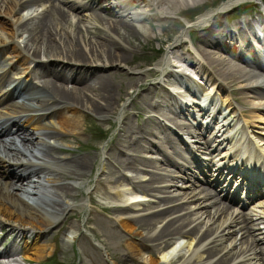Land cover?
<instances>
[{
    "label": "bare ground",
    "instance_id": "1",
    "mask_svg": "<svg viewBox=\"0 0 264 264\" xmlns=\"http://www.w3.org/2000/svg\"><path fill=\"white\" fill-rule=\"evenodd\" d=\"M103 1L109 0H74L66 7L46 6L43 0L0 2V14L8 16L10 21L9 27L4 20H0V57L8 53L19 64H27L29 60L34 62L32 67L27 65L21 72H26V77L35 75L38 84L48 92L42 93L45 92L43 89L37 90L25 83V79L16 81L6 77L13 66L5 70V66L0 67V118H3L0 121V144L14 151L16 156L9 157L12 163L0 156V229L3 222L15 223L19 227L9 231L19 239L21 244L15 250L24 258L40 261L51 255L56 246L47 235L48 231L57 226V233L61 229L62 215L76 207H83L86 202L83 198L77 204L60 200V195L73 200L78 196L76 187L64 180L81 179L83 171L94 166V155L70 157L62 151L66 136L82 130V109L88 107L97 114L112 115L117 112L122 97L130 94L127 85H117L116 80L124 76L123 65L133 63L130 55L135 40L150 37V31L142 25L150 15L138 12L128 16V13L126 17L129 20H125L121 12L128 11L133 5L142 8L143 4L148 11L158 7L162 11L179 12L190 1L198 3L202 0H113L109 8ZM240 1L227 0L196 18L193 24L199 26L194 52L183 45L188 25L182 28L172 44V53L179 58L181 66L195 67L203 78V86L196 85L189 77L177 75L168 67L167 58L162 57L156 63L161 74L156 80L158 90L148 91L153 95L167 93L170 96L168 113L171 115L161 114L162 120L148 116L142 125L133 126L128 121L127 109L134 106V96L122 108V114H125L111 143L112 156L98 165L99 175L110 167L112 172L119 173V177L107 180L111 183L107 190L103 188V178H98L93 187L100 197L109 200L110 204L103 207L118 213L117 222L127 232L125 235L128 238H124L123 244L129 256L110 258L114 263L264 264L263 248H256L252 243L241 244L237 248L236 242L228 243L239 231L249 235L261 233L262 236L254 240L256 244L264 241V132L256 133L255 126L239 120V114L246 117H250L252 112L264 115V49L261 45L264 40L257 41L260 46L251 41L246 43L244 34L250 32L253 35L255 30L251 20L243 19L228 25L219 16ZM28 4L38 5L33 16H19L20 9ZM160 14L163 13L155 12L153 16L159 17ZM108 16L119 18L109 22ZM74 17L76 19L72 22ZM22 29L27 33L25 45H34L30 53L31 48L24 52L14 41L17 31ZM40 55L46 60L39 59ZM196 56L199 58L196 59ZM154 73V70H147L129 76L128 84L131 88L138 87ZM164 82L173 84L169 93L163 86ZM177 85L178 89L174 87ZM228 88L230 90L226 92L224 89ZM220 91L227 94H220ZM147 93H139L140 98L147 100ZM233 100L243 104L244 109L235 107ZM144 103L150 111L158 106L164 107L159 103L155 106ZM178 113H182L189 124L178 121ZM165 120L174 125L180 134L184 133L181 130H185L191 136L200 134L205 137L209 131L203 144L209 154L216 152L217 162L197 158L196 152L189 147H186L189 157L184 156L183 148L174 141L173 132L164 123ZM190 123H194L199 131L196 128L188 130ZM149 135H155L166 146L161 147L152 140L153 144ZM147 151H153L160 157L147 156L144 154ZM192 163L200 169V173L204 172L201 180L227 190L225 195L236 204L243 200L239 199L240 189H246L244 198L248 202L244 203L248 205L247 215L237 218L230 211L232 207L211 195L208 187L198 184L186 192L184 199L190 201L183 208L184 201L176 192L175 179L178 177L166 167L185 172L187 168H192ZM70 166L73 171L66 170ZM162 166L168 172L155 170ZM215 166L216 175L211 173ZM224 172L229 176L237 175L235 181L240 182V188L231 192L228 188L231 181L227 179L226 184L222 183ZM195 173L179 177H194ZM158 182L162 184L155 185ZM83 183L87 181L82 180ZM26 186L31 187L26 193L38 198L39 202H30L19 195V192H25ZM41 186L50 187L52 191L49 192L54 197H37L39 189L43 188ZM87 195L89 197L91 191ZM214 197L220 215L207 213L202 217L207 201ZM90 202L94 200L90 199ZM153 203L156 205L151 206ZM191 204L193 210L190 209ZM182 209L189 210L182 212ZM234 211H238L237 208ZM86 220H96L91 210ZM197 227L199 230L204 227V230L199 236H194L192 233ZM88 228L95 234V226ZM150 229L155 230L139 237L143 231ZM169 235L175 236L168 248H165L169 244L168 239L156 243L159 238ZM70 241L67 240L66 244L69 245ZM13 247L12 242L8 243L0 251V256L10 255ZM84 249L89 252L90 264H100L101 258L94 248L85 246ZM145 251L147 256L141 255L142 259H138L137 255ZM219 253L220 256L211 262V257Z\"/></svg>",
    "mask_w": 264,
    "mask_h": 264
},
{
    "label": "rangeland",
    "instance_id": "2",
    "mask_svg": "<svg viewBox=\"0 0 264 264\" xmlns=\"http://www.w3.org/2000/svg\"><path fill=\"white\" fill-rule=\"evenodd\" d=\"M74 0H43L44 4L48 6L49 4L54 5H60L63 7H66L67 4L71 3ZM87 0H84L86 2ZM227 0H202L198 3H192L190 1L187 6L183 7L181 11L179 12H170V11H162L161 8L156 7L153 11H148L147 7L143 4L142 8L133 7L129 9L128 11L121 12L122 18L125 20H129V17H126V14L132 15L134 13L138 12H146L150 15L149 19L144 20L142 22V25L148 28L150 31V37L146 40L143 38L136 39L134 43V48H132V53L130 55V58H133V63L131 64H124L122 67V72L124 73V76L121 79H117L116 83L117 85H127L128 93H130L132 96H123L122 100L118 102V110L116 113L112 115H108L105 113L97 114L88 107H84L82 109V116L81 119V131L79 133L75 134H68L65 138V144L63 145L62 151L67 156H76V155H94V166H92V169H86L83 171V176L81 179H65L64 182H67L69 184H72L77 189V198L75 200L65 197L63 195H60V200L68 203L77 204L80 200V198L85 199L86 202H84L83 207H76L73 210H69L66 213L62 215V219L60 221L61 229L56 233L57 226L51 227L48 231L47 235L51 238V241L55 243V249L53 253L49 256H46L48 260L42 261V263L39 264H90L88 261L87 255H89V252L84 249L85 246H89L90 248H94L100 258L101 262L100 264H118L112 262L111 259H115L116 256H120L121 258H127L129 256L127 249L124 247V238H128L125 234L127 233L124 228L120 226V224L117 222V212L111 211L109 209L104 208L105 204H110L108 201L102 197H100L95 191H93L94 185H96V181L99 178H103L105 181L103 183V188L107 190V188L111 185L107 180L113 179L117 180L119 177V173H114L111 171L110 167H106L101 175H99L98 165L100 161L106 160L108 156H112L111 153V143L113 141V138L115 134L118 132V128L122 124V120L124 117V114H122V108L124 105L128 104L130 102V98L134 96L133 107H128L127 112L129 113L128 121L133 126L142 125L148 118V116H156V118L162 120L164 119L161 114H169L168 108L171 106L170 102L171 100H168L167 93L165 95H153L148 89L153 90L154 92L158 90V86L156 84V80H158L161 77L160 72L157 70L156 63L159 61L162 57L167 58L169 62V68L175 71L177 75H181L185 78L189 79L191 78V81L195 83L196 85L203 86L204 81L203 78H200V75L195 67L193 66H181V61L179 58L175 57L172 53L173 43L176 40V38L181 34V30L184 26L188 25L187 27L189 30L186 34L183 36V45L185 48L195 51V36H197L198 32V26L196 24H193L195 22L196 17H192V15L195 13L197 8L203 9L204 6L207 8L200 14H204L210 10L216 9L221 3L226 2ZM1 2V0H0ZM114 1H103L104 5H106L107 8L110 7V4L112 5ZM211 5V7H209ZM38 5L28 4L22 9H20V15H23L24 18H28L33 16L34 9H36ZM41 9V7H40ZM88 11H91L90 9ZM155 12L163 13L160 14L159 17L153 16ZM215 13V12H213ZM219 16L223 23L228 25H233L234 23L241 21L243 19L251 20L252 24L254 25V34L252 35L250 32H247L244 34L243 38L246 39V43L248 41H251L253 44L260 46V44L257 42L258 38L264 36V0H241L237 3V5L233 6L232 8L219 13ZM15 17H18L15 15ZM13 18V17H12ZM119 17H113L108 16V21L111 22L113 20H117ZM76 17L72 19V22ZM0 20H4L6 22L5 24L10 27V21L8 20V16L5 14H0ZM15 20V19H14ZM190 22V24H186L187 22ZM208 24V23H207ZM102 26L101 24H98ZM70 30V29H68ZM120 32H123V29H119ZM27 36V33L22 30H18L17 34L14 37V41L17 42L20 47L24 50V52L28 51V48H31L28 52L30 53L34 45H25L24 40ZM164 40V42H162ZM239 39H237L236 42H238ZM173 44V45H172ZM263 49H264V44ZM4 56L0 57V67L5 66L4 68H8L10 66H13L6 74V77L9 78H16L18 80H24L25 83L35 86L37 90L43 89L42 92L44 94H48L46 92L47 90L44 89L40 84H38V80L36 79L35 75L31 76H25V73L21 72V69L23 67H26L27 65L29 67L33 66L34 62L28 61L27 64H19L20 62H17L16 59L12 57V55L8 53H3ZM41 57V58H40ZM39 59L46 60L45 57L40 55ZM137 63H141L140 66H136ZM147 70H154L155 73L153 76L147 77L145 80H143V84L139 85L138 87L131 88L129 86L130 82L128 81L130 78L129 76H136L142 73H145ZM192 74L191 77L190 74ZM189 74V75H187ZM196 78V79H195ZM129 82V84H128ZM70 85V84H69ZM163 86L165 90L172 91L173 86L171 85V82H164ZM178 89V87H175ZM117 87V91H118ZM226 92H229L230 88L224 89ZM225 91H220V94H227ZM150 92V93H147ZM139 93H147V100L141 99L139 96ZM139 96V97H138ZM232 101V100H231ZM146 102L147 105L153 104L154 106L159 103L161 106L163 104V108L160 106L155 107L154 111H150V109L146 106L144 103ZM236 100H233V105L235 107H241L244 109L243 104L236 103ZM144 106V107H143ZM126 112V110H125ZM179 117L178 121L181 122H187L189 124V121L184 118V115L182 113H178ZM255 114V116H254ZM259 115V118L257 117ZM263 117V119L261 118ZM240 120L242 121H248L250 124L255 126L256 133L264 132V115L257 114V113H251V116H239ZM3 118H0V121H2ZM190 120V119H189ZM192 120V119H191ZM194 121V120H193ZM164 123L168 125L169 129L173 132L172 136L174 138V141L183 148L182 153L184 156H188V148L191 146H195L193 150L196 152L197 157L200 158H207L206 160H210L212 157L214 158L216 155V152H211L212 154H208L209 150L205 148V145L203 144V141L207 139V135L209 131L206 132L205 137L202 135H193L185 133V130H181V132H184L180 134L178 129L172 125L168 120H165ZM191 124V123H190ZM196 128L197 131L198 127L194 123L191 124V127L188 128V130ZM170 132V131H169ZM184 136L187 140L183 141ZM151 140L157 141L158 144L166 146L165 143L160 142L159 138L155 135H149L148 136ZM47 140V138L45 139ZM153 140V141H152ZM154 144V142H153ZM156 145V144H155ZM199 146V147H197ZM40 147V146H38ZM36 151V150H35ZM15 152L11 149L5 148L0 144V155L1 157L5 158L7 162L12 161L9 159V157L15 158ZM147 156H152V158L160 157L159 154L153 152V151H147ZM105 158V159H104ZM9 159V161H8ZM180 160V159H179ZM191 161V159L189 158ZM217 158H214V161H216ZM12 163V162H10ZM162 166L159 169H155L157 172H168L165 169H163ZM169 169H172L171 173L178 177L175 179L177 181V193L183 192V191H190L191 188L184 187L185 183L188 184H198V185H208L205 181L200 180L198 177H202L204 174L200 170H197L195 163H192V168H187L186 171H181L178 168H172V167H166ZM216 168V167H214ZM149 169V168H147ZM67 171H73V167H67ZM151 170V169H150ZM195 173L194 177H189V179L185 178L182 179L179 177L180 175L186 176L188 173ZM213 171H211L212 173ZM80 173V172H79ZM218 171H215L214 175L217 174ZM225 173V172H224ZM232 180V185L235 186V179L236 177L230 178ZM229 179V180H230ZM82 180H86V184H82ZM227 180V179H225ZM224 181V180H223ZM160 185L162 183H155V185ZM195 185H191V187H194ZM43 187V186H41ZM196 187V186H195ZM30 188V186H26L24 189ZM48 189V191L46 190ZM213 192L217 194V190L215 188L211 189ZM49 191H52L50 187L48 188H40L38 192V196L41 199H49L50 197H54V195H51ZM91 191V195H87V192ZM27 194V193H26ZM29 195V194H28ZM180 195V194H179ZM30 196V195H29ZM91 200H94L93 203L90 202ZM187 202L183 203V208L187 207ZM156 205L153 203L151 206ZM190 209H194L193 204H191ZM93 212L94 217H96V220L94 222L87 221V216L89 211ZM189 209H182V212H187ZM206 210V209H205ZM208 212V211H207ZM207 212H204L202 217L206 215ZM207 220V217L205 218ZM95 226L96 232L90 231L88 226ZM161 224H159L160 226ZM194 225V224H191ZM2 230L0 229V251L8 244L13 243L14 250L9 253L12 254L13 252H17L15 250L18 246H20L19 239L14 238V235L9 231L10 229H14L17 227V225L11 222H3ZM199 226V225H197ZM19 228V227H17ZM198 228V227H197ZM156 229V228H155ZM154 229V230H155ZM154 230H147L143 231L140 236H146L150 234ZM204 230V227L199 230L195 229L192 233V235L199 236L201 232ZM262 230H260L258 233H260ZM100 233V235H99ZM97 235V236H95ZM74 236L72 239L71 237ZM123 236V237H121ZM175 235H169L164 238H159L156 243H160L162 240L168 239L170 245L172 243V240ZM257 236H262V234H256V235H249L247 233H242V231L237 232L233 235L231 240L229 241L237 245V248L242 244L243 246L246 244L252 243L256 248H263L264 249V241L263 242H257L254 240V238H257ZM71 240L70 244H66L67 240ZM129 240H126L128 242ZM259 250V249H258ZM148 252H142L141 254L137 255L138 259H142L141 255L146 257ZM231 255V254H230ZM229 255V256H230ZM220 256L219 254H214L211 257V262L216 260ZM51 257V258H50ZM45 258V259H46ZM111 258V259H110ZM129 263V262H128ZM38 264V263H35ZM131 264H137V263H131Z\"/></svg>",
    "mask_w": 264,
    "mask_h": 264
}]
</instances>
